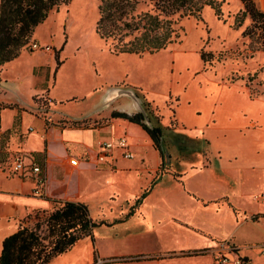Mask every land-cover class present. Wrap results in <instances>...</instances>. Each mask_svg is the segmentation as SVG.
Here are the masks:
<instances>
[{
  "label": "rangeland",
  "instance_id": "rangeland-1",
  "mask_svg": "<svg viewBox=\"0 0 264 264\" xmlns=\"http://www.w3.org/2000/svg\"><path fill=\"white\" fill-rule=\"evenodd\" d=\"M219 1L220 18L207 6L199 17L175 15V41L155 53L138 55L113 52L112 41L95 32L98 0H69L36 26L16 59L0 66V105L14 104L19 110L45 118L43 109L51 106L47 91L55 83L58 67L65 62L52 92L66 105L68 116L82 117L60 116L55 123L69 128L109 129L101 135V142L122 134L129 137L132 158H123L121 151L113 148L118 164L97 163L99 174L83 166L79 175H68L60 186L51 185L60 198H83L91 218L107 223L127 213L145 184L147 188L152 186L140 214L136 209L135 216L125 222L94 228L95 241L103 253L151 252L199 244L197 237L165 220L172 212L210 234L196 230L213 241L207 248L137 257L123 254L116 257L119 264L135 258L166 264L160 258L171 255H191L180 264H201L203 256L264 250L256 240L236 244L233 235L239 242L264 238V93L251 97L246 85L247 77L258 72L255 82L261 81V85L254 86L264 91V71H259L264 55L257 52L253 57L246 56L241 31L249 20L239 28L234 24L242 3ZM254 2L264 10V0ZM137 9L149 6L139 3ZM33 44L50 50L34 49ZM201 52L209 53L206 61L201 60ZM93 83L95 86L89 88ZM97 94L103 100L96 101ZM28 100L43 109L29 110L16 104L28 105ZM92 106L98 109L88 114ZM111 111H144L148 125L169 127L163 132L166 148L162 164L145 131L139 125H131L127 131L121 119L110 117ZM1 113L4 125V115L10 112L1 109ZM9 129L7 139L0 140V153L6 154L0 161L1 171L10 170L12 160L19 155L12 141L17 147L23 140L19 122L13 120ZM3 132L0 130V134ZM38 157L35 163L42 169L44 154ZM122 160L124 164L136 162V167H122ZM153 181H158L155 186ZM185 197L209 210L192 208ZM158 220L162 222L158 224ZM33 221L25 219L23 223L30 226ZM244 222L262 225L252 228L242 225ZM173 223L188 227L177 218ZM245 259L246 264H252L251 258Z\"/></svg>",
  "mask_w": 264,
  "mask_h": 264
},
{
  "label": "trees",
  "instance_id": "trees-1",
  "mask_svg": "<svg viewBox=\"0 0 264 264\" xmlns=\"http://www.w3.org/2000/svg\"><path fill=\"white\" fill-rule=\"evenodd\" d=\"M98 1L99 18L95 24V32L100 38L112 41V51L115 53L142 55L165 49L177 37L172 27L175 15L199 17L206 6L214 11L217 18L222 14L219 0ZM239 1L243 8L235 14L234 24L239 28L245 19L249 20L241 31L246 56L253 57L257 52L264 55V10L258 8L254 0ZM68 2L69 0H0V66L16 59L31 40L36 26L45 21L51 10ZM139 3L146 4L149 9H137ZM209 56V53H200L203 61ZM259 71H264V66ZM257 74L255 72L247 77L246 85L251 97L264 93L255 87L261 85V81L255 82ZM6 107L14 106L0 105V111ZM110 117L139 125L150 138L162 164L166 148L163 132L169 127L164 129L148 125L144 121V111H112ZM14 120L19 122L18 117ZM10 131L11 129H7L0 134L2 142L7 139ZM5 156V153H0V161ZM154 183L155 181L152 182ZM149 190L150 188L145 189L134 200L127 213L113 223L124 222L132 216ZM49 201L52 204L50 209L37 210L26 217L27 220H34L32 225L20 223L14 233L3 239L0 264H47L53 257L68 251L79 240L89 237L93 241L94 228L102 224H113L103 220L94 221L88 206L83 202L61 199Z\"/></svg>",
  "mask_w": 264,
  "mask_h": 264
},
{
  "label": "crops",
  "instance_id": "crops-1",
  "mask_svg": "<svg viewBox=\"0 0 264 264\" xmlns=\"http://www.w3.org/2000/svg\"><path fill=\"white\" fill-rule=\"evenodd\" d=\"M64 65L65 62H63L58 67L59 70L56 75L55 83L53 87L47 91V100L49 101V104H51L50 107H47L45 109L34 107L35 105L31 102V100H28L27 102L28 105H24V104L22 105L21 102H16V104L18 103L20 106H23L29 110L30 109L45 110L44 113L47 114L45 118H40L39 116L31 115L24 109L19 110L18 108H16V106H14L13 108L6 107L3 108L2 110H9L10 114L4 115L7 117V122L3 125L2 113L0 111L1 131H6L7 129H9L15 117H17V115L19 116V134H21L23 140L21 141L20 145L17 147L14 141H12L11 144V146L15 149L14 152L19 153L17 158L23 157L25 160H27L29 158H27L25 155H29L31 159L36 161V159L39 158L38 156L41 153L43 154L45 152L43 159V168L41 169L40 167L41 174H43L42 176L44 177V182L43 185H41L40 187L37 185L33 176H31L30 174L14 172L12 170V166L15 159H13L11 162L12 166L10 170L7 171L0 170V252H1L3 239L6 236L14 233L19 227V224L23 223V220H25L29 214H33L37 210H48L51 208V202L49 201V199L72 200V201H80L85 203L83 201V198H77L71 196L61 197V198L58 197L57 194H54L52 192L51 189L52 184H56L58 186L62 185L65 182V179L68 175H71L73 173H77L79 175L81 173V170H83L82 169L83 166L84 167L86 166L87 171L91 170L92 172L99 174V172L96 171L97 163L110 165L113 162H115L118 164V161L117 162L114 161L115 159L113 153L111 156H107L103 161H99L97 159V155L99 152V143L101 142L100 139H102L101 135L102 134L105 135L109 133L110 132L109 129H107L106 131H104L102 127L78 129V128H69V127L60 126L55 123L56 122L55 120L57 118H61L60 116H63L64 118H74V119H79L82 117V114L80 116H75V117L68 116L69 114H67L68 110L66 105H62V101H60V99H58L57 96L54 95V92H52L56 85L57 78L59 80V77L62 74V73L60 74V71L62 70ZM95 83L91 84L89 88H91ZM100 98H102L103 100V96L101 94H97L96 101ZM93 105L95 104L93 103ZM96 109H98L97 106L96 107L92 106V108L87 113L92 114L93 112L96 111ZM127 113H134V112L127 111ZM112 119L117 120L120 118H112ZM121 121L124 122L123 128L126 129L127 131H129L131 125H135V126L137 125L123 119H121ZM31 127H33L34 130H30ZM125 136L127 137L128 140L129 149L131 153H133L130 144V139L127 135ZM71 158H75L77 160L75 165L70 164L69 160ZM123 161L124 160L119 161L122 162V167L125 166L136 167L137 164L136 162L135 164H129V163L124 164ZM9 172H12L13 175H10ZM157 182L154 184V186L157 184ZM144 187L145 188L140 192L138 196L135 197V199L139 197L145 189H147L146 184ZM148 188H150V190L148 191L146 196L142 199L140 205L137 208L139 214L141 213L140 208L143 207L144 205L143 204L144 199L153 189L152 186H149ZM186 199L191 203V205L193 206L192 208L209 210L208 207L201 206L197 202L195 201L193 202L188 198ZM210 212H212L213 214L216 213L211 210ZM133 215L130 216L128 219L133 217ZM167 218L168 221H170V223L176 229L179 230L185 229L187 232L197 237L198 240H200V243L191 247L179 246L176 248L162 249L151 252L135 251L129 253H120V252L103 253L100 250L99 243L95 241L94 233H93V241H91L89 237H85L79 240L78 242H76L68 251L53 257L47 264H90L95 257H100L103 259H108V258L116 259V257L123 254H135L133 256L137 257L140 255H144L145 253L164 252V251L174 252L181 250L207 248L213 244V241L209 237H205L203 235L198 234L196 230L201 231L205 234L208 233H206L200 228H195L194 226L189 224V220H186L185 217L181 216L180 214L176 212H172L171 214L165 216V220H167ZM173 218H177L179 221L188 225V227L174 224ZM113 222H109V223H113ZM161 222H162L161 220L157 221L158 224ZM114 224L117 223H113L112 225ZM244 224H247L252 228H259L264 223L258 226H252L251 224L246 222H244L242 225ZM233 235L235 237L236 244L239 245L254 240L264 245L263 237L239 242L236 240V236L234 233ZM211 236L216 237V235H211ZM234 253L243 259L244 264L248 263L247 260L245 259V256L251 258L252 264H264V250L262 252L261 251L252 252V251L244 250L243 255L236 252ZM188 256L191 255H185V256L171 255L168 257H162L160 259H165L166 264H180V262H184L185 259H188L187 258ZM135 259L130 260L129 263L127 264H155L153 262H150L151 259L150 260L148 259L135 260ZM201 259H202L201 264H205V263L216 264L213 260V257L211 258V256L210 257L203 256L201 257ZM205 259L207 260L206 262L204 261ZM186 262L188 263V260H186ZM112 264H119V263L115 262ZM189 264H199V262L194 261Z\"/></svg>",
  "mask_w": 264,
  "mask_h": 264
},
{
  "label": "built area",
  "instance_id": "built-area-1",
  "mask_svg": "<svg viewBox=\"0 0 264 264\" xmlns=\"http://www.w3.org/2000/svg\"><path fill=\"white\" fill-rule=\"evenodd\" d=\"M32 47L34 49L42 48L47 51L50 50L47 46L40 47V45L37 44H33ZM113 148H118L121 151V156L126 159H130L133 157V154L129 149L127 137L125 135H122L110 141L100 142L97 159L99 161H103L107 156H111ZM25 156L29 159L25 160L23 157H18L17 159H15L12 166V170L14 172L30 174L31 176H33L35 182L40 187L41 185H43L44 182V177L41 174L40 166L36 164L35 161L29 157V155ZM69 162L70 164L75 165L77 160L75 158H71ZM262 197L264 198V193ZM213 260L216 264H244L243 259L240 256L236 255L233 251L215 255L213 257ZM115 262H117L116 259H103L100 257H95L90 264H112Z\"/></svg>",
  "mask_w": 264,
  "mask_h": 264
}]
</instances>
